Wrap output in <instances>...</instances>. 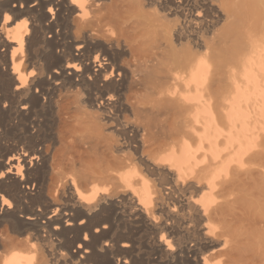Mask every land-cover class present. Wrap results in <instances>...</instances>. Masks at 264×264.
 Returning a JSON list of instances; mask_svg holds the SVG:
<instances>
[{"label":"bare ground","instance_id":"obj_1","mask_svg":"<svg viewBox=\"0 0 264 264\" xmlns=\"http://www.w3.org/2000/svg\"><path fill=\"white\" fill-rule=\"evenodd\" d=\"M243 1L0 0V264H264Z\"/></svg>","mask_w":264,"mask_h":264},{"label":"rangeland","instance_id":"obj_2","mask_svg":"<svg viewBox=\"0 0 264 264\" xmlns=\"http://www.w3.org/2000/svg\"><path fill=\"white\" fill-rule=\"evenodd\" d=\"M108 1H109V0H108ZM220 1H223V2H226V3H230V4H231V2L233 3V1L237 3L238 0H236V1H235V0H233V1H232V0H220ZM241 1H242L244 4L241 3ZM247 1H249V0H247ZM108 3H110V2H108ZM238 3H240V6H237L238 9H239L240 11H243L244 9H246L245 11L249 12V14H250L249 17H250V19H251V15H253V14H252V11H250V8H249L250 5H248V4L250 3V1H249V3H247L246 1L239 0ZM245 3H246V6L248 5L247 7L245 6ZM238 5H239V4H238ZM242 5L245 6L246 8H242V7H243ZM241 6H242V7H241ZM240 8H242L243 10H241ZM250 12H251V13H250ZM251 20H252V19H251ZM58 145H59V144H58ZM82 147H83V146H82ZM84 147L86 148V146H84ZM84 147L82 148V150L84 149Z\"/></svg>","mask_w":264,"mask_h":264}]
</instances>
